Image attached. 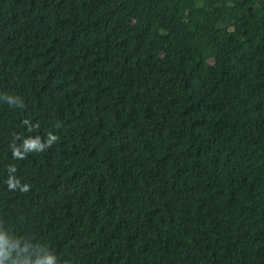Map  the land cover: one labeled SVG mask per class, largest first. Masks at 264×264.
Wrapping results in <instances>:
<instances>
[{
  "label": "trees",
  "instance_id": "trees-1",
  "mask_svg": "<svg viewBox=\"0 0 264 264\" xmlns=\"http://www.w3.org/2000/svg\"><path fill=\"white\" fill-rule=\"evenodd\" d=\"M0 264H264V0H0Z\"/></svg>",
  "mask_w": 264,
  "mask_h": 264
},
{
  "label": "rangeland",
  "instance_id": "rangeland-1",
  "mask_svg": "<svg viewBox=\"0 0 264 264\" xmlns=\"http://www.w3.org/2000/svg\"><path fill=\"white\" fill-rule=\"evenodd\" d=\"M20 9H21V5L20 4H18V5L15 6V11H16L17 18H19L20 15H21Z\"/></svg>",
  "mask_w": 264,
  "mask_h": 264
}]
</instances>
